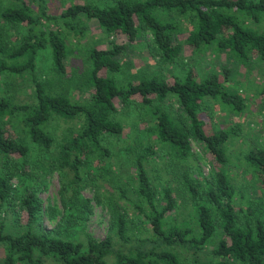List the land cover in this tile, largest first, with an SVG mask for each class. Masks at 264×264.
<instances>
[{
    "label": "trees",
    "instance_id": "16d2710c",
    "mask_svg": "<svg viewBox=\"0 0 264 264\" xmlns=\"http://www.w3.org/2000/svg\"><path fill=\"white\" fill-rule=\"evenodd\" d=\"M17 1L18 6L0 9V77H28L34 102L20 104L12 95L0 96V209L19 198L28 222L16 235L0 226L2 264H111V257L114 264H264V193L246 201L245 208L236 205V190L224 169L229 163L225 146L236 131L209 134L199 117L207 100H217L236 114L244 112L245 95L228 86L232 69L222 67L203 79L189 69L173 82L153 77L121 84L112 76L122 70V56L131 44L145 33L163 63L176 62L186 47L195 53L212 47L236 66L264 62V33L247 24L261 22L264 0H114L105 6L75 3L59 15H50L44 0ZM82 18L96 21L108 37L120 35L127 43L112 41L109 48L89 43L86 69L76 88L90 97L77 102L54 93L51 82L41 81L36 71L41 54L47 52L51 71L67 76L74 53L67 38L71 34L80 40L91 32ZM171 100L180 106V115L165 107ZM123 110L136 111L138 135L134 145L121 148L126 133ZM142 115L153 122L144 132L139 129L147 121ZM54 120L73 124L61 139L47 130ZM27 139L40 149V158L49 156L52 169L62 170L65 178L71 175L63 183V198L70 189L78 198L92 164L99 165L97 179L116 177L118 197L97 198L110 215L104 240L88 236L82 242L68 238L62 228H42L37 190L25 187L17 194L12 185L19 164L13 158L26 161L31 155ZM192 140L210 156L209 175L184 169L194 156ZM157 160L165 163L168 177H160L157 169L152 176L147 164H159ZM246 160L264 185V148L252 150ZM129 161L132 166L124 171ZM175 186L192 204L189 223L179 221Z\"/></svg>",
    "mask_w": 264,
    "mask_h": 264
},
{
    "label": "rangeland",
    "instance_id": "374dc122",
    "mask_svg": "<svg viewBox=\"0 0 264 264\" xmlns=\"http://www.w3.org/2000/svg\"><path fill=\"white\" fill-rule=\"evenodd\" d=\"M44 1L50 15H59L75 3L97 6L112 5L114 3V0ZM130 1L136 2L140 0ZM18 5L19 2L17 0H0L1 10ZM34 7L37 9L35 5ZM81 20L86 27L90 28L91 32L85 34L80 40L73 39L71 34L67 38L70 50H74V53L70 54L67 76L58 77L55 72L51 71V57L47 52L41 54L36 71L41 81L45 83L51 82L50 89L52 88L54 93L67 95L77 102L86 101L90 97L84 92V89L78 90L76 88L80 77L86 69L85 63L87 60L85 53L87 52L89 43L96 44L100 48H109L112 41L125 42L120 35L108 37L98 29L96 21L86 18H82ZM247 24L249 27L264 33V17L259 24L251 22ZM227 60L225 56L216 53L212 47L206 51L197 53L193 52L192 48L186 47L183 55L176 62L163 63L152 43L151 35L145 33L140 36L137 42L131 44L127 53L122 56V70L112 76L121 84L130 81L138 82L153 77L161 81L173 82L175 78H184L189 69H193L198 79H203L211 72L220 73L222 67L231 68L232 73L228 86L245 95L246 109L243 113L236 114L217 100H207L202 106L199 117L204 121L205 129L209 134H215L221 130L234 129L236 131V135L225 146L229 163L224 169L230 182L235 187L236 205L239 207L244 206L245 208L247 206L245 204L246 201L248 203L251 201L250 199L253 200L255 197H263L264 193V185L260 181V175L246 160L247 155L252 150L257 151L264 148V62L259 63L258 61H254L245 66H236L237 64H234V62L229 63ZM2 78L4 77H0V96L10 97L12 95L15 102L20 104L34 102V87L28 77L10 79L8 76H5L6 79ZM116 105L121 109L123 108L119 100L116 101ZM165 105L167 110L174 116L181 114L182 110L174 100L168 101ZM120 117L126 127V133L119 145L121 148L123 146L128 147L130 144L134 145L133 143L138 135L134 126L138 121L137 113L135 110L129 112L123 110ZM142 117L147 119V121L144 119L146 122L139 125V129L144 132L153 122H151V119L146 118L145 115H142ZM72 125L61 120H54L47 130L56 139H61L63 134ZM143 138L146 139L144 136ZM27 142L31 146V155L26 161L19 159V157L13 158L14 162L18 161L19 164L15 167L17 168V175L12 179V185L14 191L18 192L17 194L22 193L25 187H33L37 190L42 207V228L47 231L62 228L68 238L82 242H86L88 236L98 241L104 240L110 228V215L108 210L104 208V205L98 202L97 198L99 197L103 200L104 197L107 198L110 195H115V198L118 197V192L115 189L118 185L116 177L106 174L108 178L97 179L100 175L98 171L99 165L96 168V165L92 164L87 168L88 174L86 178L84 176V180L88 184L82 183L78 198L75 197L72 189L68 190L63 198V183L69 182L68 178L71 179V175L68 173V176L66 175L65 178L62 170L52 169L49 156L40 158L42 154L40 149L29 139H27ZM191 142L194 156L187 161L184 169L191 168L194 171L195 169H201V174L209 175L212 171L209 154L202 144L193 140ZM52 153H56V149H53ZM131 159H134V156ZM114 160L116 159L113 158ZM157 161L159 164H155L154 162L147 164L152 176L157 175L153 172V170L157 169L158 173L160 172V177H168L170 174H165V163H160V160ZM169 161L170 159H168ZM131 164L129 161V164L124 166V171L132 166ZM2 165L3 159L0 158V168H2ZM176 168L177 164L173 166L171 172L173 170L176 171ZM124 175L127 174L125 173ZM124 180L123 182L126 183ZM176 190H178L177 194L180 200L179 221L180 223H189L187 220L190 219V215L193 212L192 204L181 196L179 187H176ZM129 195L132 196L131 190L129 191ZM16 196L19 197L20 195ZM18 199H14V204L9 202L0 209V226L3 223L5 232L14 235L22 233L28 222L26 212L19 208L20 202ZM64 199L68 201L66 206L72 208H66ZM84 200L88 202L89 210L85 207L86 201L84 202ZM67 215L70 216L69 219H65ZM78 217L79 220H77ZM66 220L70 221V226L66 224ZM72 221L78 222L74 223ZM217 239L219 238L216 237ZM4 256V248L0 247V264H2ZM109 261L111 264L115 263L113 257Z\"/></svg>",
    "mask_w": 264,
    "mask_h": 264
}]
</instances>
